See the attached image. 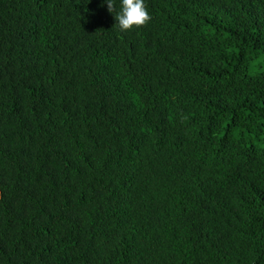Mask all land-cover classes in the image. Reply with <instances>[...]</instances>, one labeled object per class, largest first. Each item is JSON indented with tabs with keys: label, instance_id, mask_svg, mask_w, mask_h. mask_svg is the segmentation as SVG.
<instances>
[{
	"label": "trees",
	"instance_id": "obj_1",
	"mask_svg": "<svg viewBox=\"0 0 264 264\" xmlns=\"http://www.w3.org/2000/svg\"><path fill=\"white\" fill-rule=\"evenodd\" d=\"M0 0V264H264V0Z\"/></svg>",
	"mask_w": 264,
	"mask_h": 264
},
{
	"label": "clouds",
	"instance_id": "obj_2",
	"mask_svg": "<svg viewBox=\"0 0 264 264\" xmlns=\"http://www.w3.org/2000/svg\"><path fill=\"white\" fill-rule=\"evenodd\" d=\"M106 3L108 11L113 13V0H106ZM115 19L118 22L116 26L122 32H128L146 26L151 21V16L144 0H121L120 11L115 15Z\"/></svg>",
	"mask_w": 264,
	"mask_h": 264
}]
</instances>
